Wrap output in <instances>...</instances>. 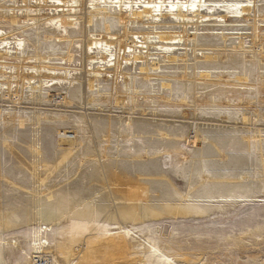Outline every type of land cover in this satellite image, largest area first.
Instances as JSON below:
<instances>
[{
  "label": "bare ground",
  "instance_id": "6f19581e",
  "mask_svg": "<svg viewBox=\"0 0 264 264\" xmlns=\"http://www.w3.org/2000/svg\"><path fill=\"white\" fill-rule=\"evenodd\" d=\"M45 1L47 0H35L36 3L33 4L31 0H21L23 3L19 4L18 0L3 2L0 0V24L8 23L11 26L10 28L2 26L3 28L0 29V155L5 156L9 151L14 157V162H20L31 176L28 186L20 181L12 183L16 192L20 193L18 198H15L16 203L10 202L9 198L4 202L0 201V264H40V262L47 264L49 260L52 264H73L75 259L81 263L93 264L97 260V255L96 249L88 242L89 235L82 236L57 230L58 226L66 228L70 223L85 224L87 229L89 228L87 232L92 231L90 227L92 223L99 227L110 226L111 229L116 230L109 234H119L120 242L115 245H118L124 255L132 251L141 253L137 257L131 255L125 264H135V262L146 264V256L152 258L155 264H196L190 258L170 252L141 229L142 226L149 221L165 217L202 216L212 210L232 206L238 201L249 200L259 187L264 186V179L263 182L258 181L252 187L243 181L245 177L250 176L249 173L244 170L233 172L234 169L242 168L247 164L246 158L238 154L231 156L228 153V144L220 143L221 138L218 134H208L217 130L208 131L201 128L208 121H218L212 117V113L196 111L194 106L189 112V117H186L182 110L183 113L178 116L180 114L172 109L150 108L151 101L147 100L148 96L143 95L142 98L138 96L139 87H142L141 84H145V81L143 79L137 81L131 73L124 72L130 70L131 66L121 67L120 64L140 62V72L159 69L161 56L164 63H172L176 59L158 51L170 50L174 42L168 41L179 40L185 42L186 46L189 43V49L193 52L191 59L193 69H195L198 61L195 52L210 50L209 45L215 43L217 38L213 35L199 36L196 32L198 30L196 20L207 16L201 21L212 20L215 23L216 20L213 21V17L210 16L216 15L220 17L218 18L220 22L216 23L236 21L241 13L249 15L251 8L247 4L250 0H119L121 4L125 2L130 6L126 12H123L119 4L115 11L114 15L121 25L118 29L108 19L113 7L110 0H55L60 4L62 2L63 8H67L66 13L58 15L60 20L55 14L50 16V13H39L41 6H44L43 10L45 8L54 10L59 7L53 8V5L46 7ZM113 1L117 2V0ZM205 1L212 3L206 6L203 4ZM241 1L246 2V5L243 4L244 7ZM137 2L142 3L141 8L133 6ZM167 3L168 6L165 5ZM240 4L242 8L239 7ZM73 9L76 11L72 12ZM256 10L264 11V6L252 8L255 12L251 29L255 38L259 35L257 31L262 30L256 24ZM100 14L103 15V21L100 20L103 22L102 25L96 20ZM157 15L158 19L178 30L165 33L154 31L157 28H164V25L157 26L159 22L155 21ZM170 15L173 16L169 18ZM56 17L60 21L58 24L53 21ZM75 18L83 19L81 34L85 40L82 42L83 45L81 44L83 47L80 46L83 48L84 69L80 75L76 73L78 69H72L70 65L67 68L50 67L48 61L52 60L51 56L39 51L41 38L51 40L54 37L58 41H65L68 38V35L61 33L59 27L52 31L43 29L41 26L43 22L53 21L56 26L60 24L65 28L77 25ZM193 19H195L194 23ZM248 20L251 19L248 17L246 21ZM132 23L146 24L147 28L143 26L141 33L129 32V25ZM189 24L195 26L193 28L195 32H188ZM91 31L101 33V39H97L98 34H89ZM154 39L159 42L156 43ZM238 39L237 45H230L233 51H242L244 48L241 37ZM257 42L259 43V39L253 40L251 46L247 44L249 49L256 48ZM69 44L67 53L63 54L60 60L71 61L70 57L73 55L70 54L72 49L71 43ZM222 45L228 46L225 38H222ZM111 46L117 48V51L115 49V52H111L113 48ZM258 46L261 48L262 45ZM126 48H129L130 52H125ZM151 50L155 52H149ZM108 54L115 56L112 62L107 60L111 57ZM241 55L245 56V52L242 51ZM241 55L239 53L231 55V61L227 63L243 66L246 61ZM226 56L224 54V58L217 60L214 53L208 56L210 57L208 65H224ZM186 60H188L187 54L178 59V61ZM150 75L146 73L144 79L151 80ZM106 76L111 78L108 79ZM192 76V80L189 78L173 86L172 89L169 84H160L161 89H167L169 95L170 92L178 94L182 101L189 99L195 102L198 97L195 96L194 90L202 88L198 87L196 81L209 80L210 74L199 73L196 79L194 72ZM260 79V83L264 84L262 78ZM99 83L110 84L105 87L111 92L109 96L104 92L101 96L92 95L94 86ZM53 84L55 86L50 87ZM121 87L125 90L122 91ZM52 90L59 93L62 103L50 107L51 99L54 97ZM219 93L213 94L217 96ZM162 96L169 99L165 94ZM125 100L129 105H125ZM107 102L112 106L106 109L108 112L105 113L100 104ZM177 106L180 105H164L163 108ZM69 111L73 117L67 116ZM135 114L138 116L133 117ZM246 114L242 113L238 117L237 114L224 113L219 123L228 121L234 124L240 120L245 125L248 120ZM148 115L151 118H148ZM262 115L264 116V112L259 114ZM176 118L186 121V118L193 119L195 147L192 146L193 143L187 145L192 148L191 151L186 152L179 146L181 142L186 143L184 135L191 124L188 123L189 121L184 123V120L181 122L173 120ZM67 119L68 125L75 129L71 135L64 130L59 131L61 126L67 124V121H64ZM151 119H155L156 122H152ZM44 130L50 133L48 141L42 137L41 132ZM178 130L181 132L178 133ZM54 131L57 132V137H54ZM145 135L151 137L156 135L159 138H146ZM120 137L130 144L125 148L121 147L120 150L116 147L114 152H109V148L101 145L103 142H110L111 138H115V142L118 143ZM135 139L141 140L143 144H134ZM250 139L254 142L255 149H264V143H261L257 136L254 135ZM203 141L206 143L204 144ZM244 146L242 149L249 151L250 140L247 139ZM132 148L133 153H131ZM24 149L28 152V157L22 152ZM161 151L163 154L160 153ZM173 152L182 159L179 158L177 162L188 159L177 171L162 167L165 164L164 159L172 162ZM260 156L264 157L263 154ZM1 157L0 176L9 179L8 173L3 170L5 163ZM215 157L219 159H214ZM75 159L79 161L72 164ZM84 165L85 168H82ZM258 167H261L258 174L264 177V160H260ZM175 172L183 174V182L187 189L184 193L177 189L178 184L174 181ZM56 177L63 180L55 182ZM48 178L54 179L53 185L63 184L57 190L49 191L45 182ZM121 184L125 186L122 189L118 188ZM24 187L28 191L23 190ZM126 189L144 192L142 204H130L126 199ZM21 194H28L30 197L22 199ZM189 197L206 200L198 199L194 203L185 204ZM14 250L21 251L22 255H19L15 262H11L8 253ZM47 255L51 258H45L48 257Z\"/></svg>",
  "mask_w": 264,
  "mask_h": 264
},
{
  "label": "rangeland",
  "instance_id": "374dc122",
  "mask_svg": "<svg viewBox=\"0 0 264 264\" xmlns=\"http://www.w3.org/2000/svg\"><path fill=\"white\" fill-rule=\"evenodd\" d=\"M3 1L4 0H2V2ZM31 1L33 4L36 3L34 2L35 0H31ZM110 1H112L113 4L111 6L113 7H111V10H110L111 13L109 12L108 19L110 20V22L112 21L114 23V27L118 29L121 27V25L118 24L117 18L115 17L114 14H116L115 11L118 9L119 4H121L120 3L121 1L119 0H117V2H114L113 0H110ZM18 3L21 4L23 2H21V0H18ZM80 3L83 4V2H80ZM124 3H122L120 7L123 12H126V10L129 9L130 4H127V3L124 4ZM211 3L212 1L203 2V4L206 6L211 5ZM244 3L246 5V2H243L242 5ZM44 4H46V7L51 6V5H53L52 6L53 8L57 6L59 7H57V9H54V10H47V8L43 10L44 6H41L42 8L40 7V11H39V13L41 14L50 13L49 14L50 16L54 14L58 16L62 14L63 12L65 13L67 12V8H63L64 4L62 2L60 4V2H57L55 0H47L45 1ZM134 4L133 6L135 8H141L142 6L141 2L139 3L137 2L135 5ZM242 5L240 4L239 7L242 8ZM245 5H243V7ZM247 5H249V7L251 8L249 15L247 13H243L242 15L241 13L238 16L240 18L236 19V21L230 20L229 22L225 21L223 23H216L219 21L218 18L220 17H217L216 15L214 16L212 15L214 13H211L212 16L210 17H213V21L216 20L215 23L212 22V20H206L205 22H202L201 20H204V18H207V16H205L201 19L199 18L196 20V22L198 23L197 31L193 29L195 27L193 24L188 25V32L190 33H193L196 31L199 36L201 35L202 36L204 35L212 36L213 35L217 37L215 43H213L212 45H209L208 49L210 50H206L202 53L201 51L195 52V55L198 58V61L195 64L196 66L195 69H193V62L191 60L193 57L192 55L193 52L189 49L190 48L189 43L187 47L186 45H184L185 42L179 41V40L178 41L177 40L168 41L169 43H173V42L175 43V44L173 43L170 50L160 51V50H163V49H160L158 51V52H162L163 54L165 52V54L175 57L176 59L175 62H172V63L165 62L164 63V61H162V56H161V59H160L161 61H159L160 63L159 69H155V70L149 69L147 71L140 72L139 70V67L141 66L140 62H136L132 64L131 62H128L127 64L121 63L120 65L121 67L131 66L130 70H125L124 72L131 73L132 76L137 81L141 79L145 81V84L143 83L141 84L142 87H139L140 88L139 90L141 93L139 92L138 96L141 98L143 95L148 96L147 100L151 101L150 102L151 105L149 104L150 108H157L158 110L159 109L160 110H171L172 109L174 111H177L180 114L178 116H181V114L184 112V115L186 117H189V112L193 109L194 106H195L196 111H199V112L207 111V112L212 113L213 114L212 117L214 119H217L218 121H208V123L202 126L201 128L204 130H208V131L217 130V132H211V133L209 132L208 134L209 135L218 134L219 138L221 139L224 138V140L222 139V141L220 139L219 142L220 143L225 142L226 144H228L229 146L228 153L231 156L238 154L239 156L246 158L247 164L242 168L234 169L233 172L244 170L247 173H249L250 176H247L244 178V180L243 179L242 180L248 183L250 186L254 187L256 185V182L258 181L263 182V179H264L262 175L258 174V172L261 170V167H258L260 165V160L261 159L264 160V157L261 158L260 154H263L264 156V149L262 150L255 149L253 145L254 142H252V139H250L252 136L255 135L258 137L261 143H264V116L263 115L259 116V114L264 112V100H263L264 99V84L260 83V80H261L260 78H262L264 82V46H263L264 45V37H263L264 36V17H263L264 11L258 12V10H256V20H257L256 24L259 28L262 29L260 31H257L259 35L258 37H256L257 38L256 39L253 36L254 32L251 29L253 25V16L255 12V11H252V8L255 9L256 6H259V7L264 6V0H256V1L250 0V3ZM60 7L62 8L60 9ZM71 11L73 12L76 10L73 9ZM155 14H158V13H155ZM220 14L224 15L223 13H220ZM172 16L173 15H170L169 18H171ZM227 16H230V15L227 14ZM157 17L158 15L156 16V19H155L156 22L159 21L157 22L158 23L157 26L159 27L160 25L161 26L164 25L163 26L164 28L163 29L157 28L156 30L154 29V31H158V32L160 31L162 33H165L169 31L178 30L176 28H171L169 23H165V21H162L160 20V18L158 19ZM248 17L251 20L246 21V18ZM58 18L57 17L53 18V21L57 24L60 23L59 20L61 19L59 18L58 20ZM188 18H190V16H188ZM70 19L71 18H69V20ZM75 19L74 20H75V23H77V25L74 24L71 26H66L65 28H63V25H60V24H59L60 26L59 25L56 26V24L51 20H50L51 22H48V20L43 22L41 24L43 29L47 31L49 30L52 31V30H57V27H59V29L61 30V33H65V35H68V38L65 41H58L57 39H54V37L51 40H44L43 38H41L42 40H40L41 44H40L39 51L40 53H43L45 55L49 54L51 56L52 60L48 61V63L50 62L51 64L50 67L54 66L55 68H65V67L67 68V66L70 65V68L78 69L76 73L80 75L81 72L84 71L83 61H82L83 48L81 47H83L82 42H84L85 40L83 39V34H81L83 31V19L81 18H78V19L75 18ZM101 19L103 21L102 14L96 17V20L98 21H100ZM102 21H100V25L103 24ZM188 21H191V20H188ZM194 21L195 19H193V23ZM2 24H0L1 25L0 29L3 28L2 26H5V28L11 27L8 23H2ZM143 26L145 27V29L147 28L146 24L139 25L137 23H132L129 25L130 27L129 32L141 33V31H143L141 30ZM120 33H122V30H120ZM89 34L91 35L98 34L99 36H97V39H101V35H100L101 33L99 34V32L97 33V32L91 31ZM47 35L49 36V34ZM240 37L243 41L244 48L242 49V51L245 52V56L241 55L242 51H238V50L233 51L230 47V45L231 46L232 45L234 46L235 44L237 45L238 40H239L238 38ZM222 38L226 39V42L228 44V46H226L227 49L226 47L222 45ZM258 39H259V43L257 42V45H256L257 49L255 47L253 48V50L249 49V46L252 45V41L253 40L258 41ZM153 41H157L156 43L159 42L156 39H154ZM69 43H71V49H72L70 51V54L73 55V57H70L71 61L66 62L64 60H60V57L63 54L67 53V50L70 47ZM258 45H262L261 48ZM111 47H113L111 52H113L115 49L117 51V48H114V46H111ZM125 50H126L125 52L127 53L130 52L129 48H126ZM152 51L155 52L154 50H151L149 52H152ZM121 53H122V50H121ZM214 53L216 54L217 60L218 58L220 59L224 58V54L227 55L224 59L225 61L224 65H216V66L208 65V61L210 59V57L208 58V56H212L214 55ZM238 53L244 57V60L246 61V63H243V66L236 65V64H230V62L228 64L227 61H229L232 58L231 55H235ZM185 54H187L188 60L178 61L180 57L181 58L185 57ZM108 55H111V57L107 58V60L109 59L108 61L112 62L115 59V56L112 54H108ZM194 72L196 74V79L198 78L199 73H209L210 74L209 80L196 81V83L198 84V87H202V88H198L194 90V92L196 93L195 96L198 97L197 101L193 102L192 100H189V99L182 101L179 99L178 94L174 92H170V95H169V91L167 89H163V90L161 89L160 84H165V83L169 84L170 89H172L173 86H176L177 84L182 83L185 80H189V78H191L192 80L193 79L192 75ZM144 73L151 74L149 76V79L151 80L144 79L145 78ZM183 74H187V75L184 76ZM99 77L101 78V76ZM106 78L110 79L111 77L106 76ZM54 84L51 85L50 87L56 85ZM97 85L94 86L93 88L94 89L92 93L93 96H96V95L101 96V94L103 95L104 93H106L107 95L111 94L109 90L105 89V87L109 86L110 84L108 85V83H99ZM123 88L124 87H121L122 91L125 90V88L124 89ZM97 89L99 90V92H96L98 91ZM152 89L154 90L152 91ZM52 92L54 94V97L51 99L52 102L49 105L50 107H53V105L62 103V97L59 95V93L55 92V90H52ZM217 92H220V93L217 96H215L213 93H217ZM164 94L165 96L169 95L168 96L169 99L164 98L162 96ZM152 98H154V100ZM234 98L235 100H233ZM213 99L215 100L213 101ZM126 102L127 101L125 100V105H129V102H127V104ZM164 105H169V106L180 105V106H177L176 108L175 107L174 108H170V107L163 108ZM100 106L104 108L103 112L106 113L108 112L106 109L111 107L112 104L107 102V103H101ZM73 108L75 109V105L73 106ZM115 112H118V111H115ZM55 113H58V112L55 111ZM224 113L237 114L238 117H240V114L242 115V113H247L246 114V116L248 117L247 123L244 125L241 123L240 120H237V122L234 124H231V122H228V121L224 123H219L220 122L219 120L222 118ZM67 114H68L67 115L68 117H73V114H71V111H69ZM251 114H253L254 117ZM257 114L258 116H256ZM137 116H138L137 114L133 115V117H137ZM148 118H151V116L148 115ZM186 119L187 121L181 118H176L173 120H176L179 122L184 120L183 121L184 123L185 121L186 122L189 121L188 123L191 124V126L186 130L185 135H184V139L186 143L181 142L179 144L180 149L188 152V151H191L192 149L191 147H188L187 145L189 144L192 145L193 143L194 130H193V125H192L193 119H189V118H186ZM224 119L227 120V118H224ZM64 121H67V124L61 126L59 128V131L64 130L65 132L69 133L68 135H71V133L74 132L75 129L71 128L70 125H68L69 124L68 119ZM151 121L154 123L156 122L155 119H151ZM251 121L253 122V124ZM180 132L181 131L178 130V133ZM53 133H54V137H57V132L54 131ZM41 134H42V137H44L45 140L48 141V139L50 138V133L44 130L41 132ZM144 137L146 138L151 137V135H145ZM154 137L159 138L156 135L155 136L152 135L151 138H154ZM182 138L183 137H181V139ZM246 138L248 139V141L250 140V144H251L249 151H244L242 149L243 147H245L244 145L246 144V141H247ZM100 139H104V138L100 137ZM111 139H110V142L101 143V145L109 148L108 149L109 152H114L116 147L118 150H120L121 147L125 148L126 146L130 144L128 142H125V139L123 137L119 138L118 143L115 142V138H111ZM141 142L142 141L138 139L134 140V144H137V145H142L143 143ZM203 142L204 144L206 143V141H203ZM192 146L195 147V143H193ZM0 150H1V147H0ZM22 152L28 157V152L25 149ZM6 153L7 154H5V156L1 157L0 155V157H1V160H3L5 163L3 170L5 169L6 173H8L9 179H4L3 177L0 176L1 177L0 179L1 181L0 182V190H1L0 191V201L3 200L4 202V200L9 198L10 202L16 203L15 200L18 198V194L20 193L18 190H17L18 193L16 192V190L12 186V183H16L17 181H20L24 185L28 186L30 185L29 182L31 180V176L29 173H27V170L24 169L23 165L20 162L18 163L14 162V157L9 151ZM131 153H133V148L131 149ZM160 153L163 154L162 151ZM172 156H173L172 162H170L169 159H164L165 164L162 165L164 169H168L171 171H177L179 170V168L185 165L188 160V159H185L183 162L182 161L177 162L179 158L180 160H182L181 157L175 152L172 153ZM121 158L126 159L123 157ZM214 159H219V157H215ZM78 161L79 159L78 160L75 159L73 160L72 164ZM85 166L86 165H84V167L82 168H85ZM4 180L6 181V183ZM52 180L54 181V179L48 178L45 181L48 184L47 188L49 187L50 189L49 191H52V190L55 191L63 184V183H60V185H53L54 183ZM60 180H63V178H60V177L55 178V182L57 181L59 182ZM174 181L176 182V184H178L177 189L179 192L184 193L187 190L185 182H183L184 181L183 174H179L175 172ZM7 183L9 184L7 185ZM10 184L12 187L10 186ZM50 184L52 187L50 186ZM5 185H7V187H5ZM121 185L118 188L122 189L125 187L123 184ZM10 189H12V191ZM23 190L28 191L26 187H24ZM4 191H5V194H4ZM2 192H3L2 194L3 196L1 195ZM46 192H48V190ZM253 195H254L253 197H249L250 198L249 200L245 199L243 200L244 202L238 201L234 203L232 206L230 205V206H225V208L223 209L219 208L216 210H212L209 214H206V215L189 216L188 218L182 217V216L180 217L178 216L177 218H173V217L166 218L165 217V218H161L160 220L158 219L152 222L149 221L148 224H144L141 229L145 230L148 233V235H150L159 244H162L170 252L190 258L191 260H193L192 262L196 264H264V186L259 187L256 190V192H254ZM144 196H145L144 192H139L136 190L128 189L126 192V199L132 205L142 204ZM29 197L30 195L28 194H23V195L21 194L22 199H25V198L28 199ZM190 198L193 201L190 200ZM198 199H201L202 201L206 200L205 198L189 197L187 198V201L185 202V204L194 203V201H197ZM90 227L92 231L87 232L89 228L87 229L85 224L70 223L66 228H63V227L61 228L60 226H58L57 230L58 231L64 230L69 233H77L82 236L89 235L88 242L92 247L96 249V255H97V260H95L93 264H125L127 263L128 258L131 257V255L137 257L138 254H141L137 251H132L129 254L124 255L123 252L119 249L118 245L117 246L115 245L116 243L120 242L119 234L110 235L109 233L116 232V230L111 229L110 226L99 227L98 225H94L92 223ZM21 231H23V229ZM49 235H50V232H49ZM52 242L54 241H51V243ZM121 245H122V242H121ZM8 254H10L11 262H15V259L16 258L18 259V256L22 255L21 251L19 252L18 250H14V252L12 253L10 252ZM47 256L48 257H45V258H51L50 255H47ZM52 256L54 257L53 252H52ZM19 261L21 260L19 259ZM145 261H146V264H155L154 260L152 258H149L148 256L145 257ZM44 263L40 262V264H44ZM47 264H52V263L49 260L47 261ZM73 264H86V263H81L80 261L75 259Z\"/></svg>",
  "mask_w": 264,
  "mask_h": 264
}]
</instances>
